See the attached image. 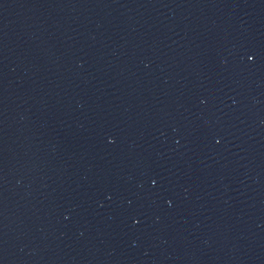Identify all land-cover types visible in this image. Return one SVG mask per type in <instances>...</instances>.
Segmentation results:
<instances>
[{"label": "water", "instance_id": "obj_1", "mask_svg": "<svg viewBox=\"0 0 264 264\" xmlns=\"http://www.w3.org/2000/svg\"><path fill=\"white\" fill-rule=\"evenodd\" d=\"M0 264H264V0H0Z\"/></svg>", "mask_w": 264, "mask_h": 264}]
</instances>
